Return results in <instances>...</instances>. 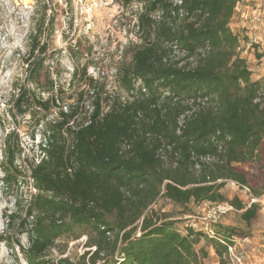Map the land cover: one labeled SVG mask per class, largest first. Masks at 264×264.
<instances>
[{
    "label": "trees",
    "instance_id": "16d2710c",
    "mask_svg": "<svg viewBox=\"0 0 264 264\" xmlns=\"http://www.w3.org/2000/svg\"><path fill=\"white\" fill-rule=\"evenodd\" d=\"M119 1L141 4L134 24L141 42L117 71L123 91L110 93L91 79L88 90L44 123L39 155L27 168L35 192L26 205L15 196V209L5 214L9 231L26 234V247L16 240L26 264H205L206 253L194 249L201 234L190 226L182 234L169 215L149 208L159 197L180 205L227 203L246 224L255 216L254 202L227 200L218 192L224 182L210 173L217 166L254 196L230 163L248 160L264 139V85L251 78L237 52L239 37L228 27L240 0ZM182 9L193 19L180 17ZM37 34L35 27L23 59L35 85L46 49L35 44ZM49 83L46 98L18 89L16 114L58 107ZM84 95L90 111L82 117ZM21 152L18 134L8 133L1 162L7 189H18L26 177L17 164ZM206 155L213 161L199 162ZM229 227L217 222L212 236L201 231L213 240L218 264H233ZM83 234L81 254L51 256L53 248L63 255Z\"/></svg>",
    "mask_w": 264,
    "mask_h": 264
},
{
    "label": "rangeland",
    "instance_id": "374dc122",
    "mask_svg": "<svg viewBox=\"0 0 264 264\" xmlns=\"http://www.w3.org/2000/svg\"><path fill=\"white\" fill-rule=\"evenodd\" d=\"M140 6L133 1L124 7L119 0H0V264H26L16 243L19 240L26 247V234L9 231L5 214L15 209V196L26 205L29 194L35 192L27 168L28 162L39 155L37 145L41 142L44 123L55 119L59 109L64 110L73 104L79 92L88 90L91 79L104 82L110 93L123 91L117 71L122 63L129 62L131 47L141 42L134 26ZM35 27H38L35 44H46L45 63L38 85L28 80L23 61L30 32ZM228 27L239 37L237 52L247 61L251 78L260 79L264 76V0L238 1ZM49 82L58 99V107L47 112L36 111L33 117L29 113L16 114L12 105L18 89L27 90V97L39 95L46 98ZM83 98L82 117L90 111V99L85 95ZM10 132L19 136L22 152L17 164L26 170V177L18 189L15 184L7 189L1 181L3 140ZM225 186L238 190L243 202L250 201L245 190L234 182L225 180ZM254 203L256 213L247 224L235 210L218 218V212L225 207L210 201L180 205L159 197L149 208L169 215V220L182 234L186 232V226L200 233L194 249L200 254L202 248L206 253L205 264H218L219 260L211 244L213 240L201 233L206 230L212 235L207 227L212 218L235 230L229 262L264 264V196L255 197ZM84 243L83 234L68 243L63 255L53 248L51 256L79 255L87 249Z\"/></svg>",
    "mask_w": 264,
    "mask_h": 264
},
{
    "label": "crops",
    "instance_id": "0c3cea01",
    "mask_svg": "<svg viewBox=\"0 0 264 264\" xmlns=\"http://www.w3.org/2000/svg\"><path fill=\"white\" fill-rule=\"evenodd\" d=\"M245 62L247 64V61ZM263 77L264 76L261 77L262 79L257 78V80H261L262 84L264 85ZM253 158L254 160L255 159L256 160L254 161ZM230 163L232 166H234L237 177L242 178L244 183L250 186L252 190V194L256 198L263 197L264 196V139L260 144V146L255 151V154L250 155V158L248 160H244V161L233 160ZM216 168L214 167L210 173L213 174V176L219 177V179H217L216 182H221V181L224 182V184L221 187H219L218 192L227 200L236 197L237 199L243 201L242 196L239 194L238 190H235L234 188L229 189L225 186V178L227 176L226 172L225 171L223 172L222 169H218V168L216 169ZM232 180L234 179H231L230 181ZM236 212L241 213V210H238Z\"/></svg>",
    "mask_w": 264,
    "mask_h": 264
},
{
    "label": "built area",
    "instance_id": "2783aa9c",
    "mask_svg": "<svg viewBox=\"0 0 264 264\" xmlns=\"http://www.w3.org/2000/svg\"><path fill=\"white\" fill-rule=\"evenodd\" d=\"M174 3H176V4H180L181 2H182V0H172ZM179 16L180 17H187L188 19H190V20H192L193 19V17H192V15H190L186 10H184V9H182V10H180L179 11ZM155 17H157V16H155ZM174 54H179V52L177 51V49L175 48V46H174ZM136 93H137V86H135V88H133V89H131V92H130V94L129 95H131V96H135L136 95ZM166 94H168V93H166ZM129 97V96H128ZM219 148H220V146H219ZM213 157H211V156H208V155H206V156H202V157H200L199 158V162H204V163H206V164H208V163H211L212 161H213ZM199 167V163H197V165H196V168H198ZM236 184V183H235ZM237 185V184H236ZM239 188H241V189H244L245 190V192L248 194V199L250 200V201H248V202H246V204H247V206H249L251 203H253L254 202V199H255V197L254 196H251L250 195V191H249V189L246 187V186H239V185H237ZM216 205H222V206H224L225 207V209L223 210V211H217L218 212V218L219 217H221L222 215H224L225 213H227L228 211H230V210H233V207L232 206H230L229 204H227V203H215ZM218 221L216 220V219H213L212 218V220H209L208 222H207V227L209 228V231L212 233V235H213V232H212V229H211V227H212V224H214V223H217ZM204 233H206V234H208V232L206 231V230H204L203 231ZM209 236H212V235H210V234H208ZM230 246L228 247V249L230 250Z\"/></svg>",
    "mask_w": 264,
    "mask_h": 264
}]
</instances>
